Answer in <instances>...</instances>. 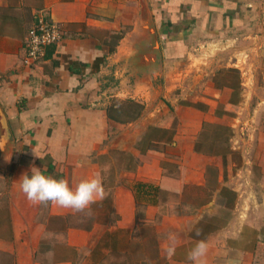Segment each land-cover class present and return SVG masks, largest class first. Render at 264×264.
<instances>
[{
	"label": "crops",
	"instance_id": "0c3cea01",
	"mask_svg": "<svg viewBox=\"0 0 264 264\" xmlns=\"http://www.w3.org/2000/svg\"><path fill=\"white\" fill-rule=\"evenodd\" d=\"M40 15L62 40L27 65ZM211 40L245 43L235 65L252 72L264 0H0V264H192L199 241L202 264H264V132L245 121L254 143L243 145L255 150L240 165L239 86L217 87L211 70L192 90L178 78L195 44ZM126 102L142 112L122 121L113 110ZM208 124L231 131L225 154L201 150ZM118 150L136 165L116 163ZM32 167L72 188L97 178L105 198L90 215L33 204L20 189ZM209 187L205 205L179 208Z\"/></svg>",
	"mask_w": 264,
	"mask_h": 264
},
{
	"label": "rangeland",
	"instance_id": "374dc122",
	"mask_svg": "<svg viewBox=\"0 0 264 264\" xmlns=\"http://www.w3.org/2000/svg\"><path fill=\"white\" fill-rule=\"evenodd\" d=\"M247 45L245 43L239 44L234 41H216L211 40L207 42H201L200 44H195L193 49L192 58H188L185 63L178 64V78L181 76H187L186 82L190 90L193 86H198L199 76L197 78L195 75L205 71L211 70L214 72V83L217 87L222 86H239L240 94L235 97V100L241 101L242 109L238 113H232V116L240 117V120L236 122V145L240 148V152L236 157V161L241 165L251 166V159L254 153V144L243 145L248 143L247 141L252 140L254 143V137L251 136V130L247 129L248 125H245V121L254 118V124L257 125L261 132H264V56H256L252 59V72H247V70L239 69L236 67L237 61H239L238 54L244 51ZM264 48V47H263ZM242 49V50H241ZM235 70L236 72H232ZM184 71L183 75L182 72ZM181 73V75H180ZM185 78V77H184ZM188 89V90H189ZM118 109L113 110V115L115 118L128 121L132 119L136 114L142 112L141 107L138 104L129 103H118ZM224 110V105L219 104L216 111L222 114ZM258 131V129H255ZM157 133V132H156ZM155 137L160 138L161 134H155ZM227 134L215 125H205L202 131L200 144L201 150L205 152H222L227 146L224 141ZM116 163L125 162L128 166H134L137 160L131 153H122L121 151H116L115 154ZM248 162V164H247ZM239 165V166H240ZM216 170L211 167L207 177L210 181L216 179ZM230 176L239 173L234 170ZM252 176L250 170L246 171L245 175ZM245 175H238V178L242 179ZM212 187V186H211ZM211 187L205 192H200L197 189L191 191L193 197L189 201L183 202L179 208L185 210L189 207V210H194L199 208L203 203L205 205L208 200V193ZM202 205V206H203ZM216 209L220 210L219 205H216ZM142 210V207L140 208ZM144 234L151 239H154V233L151 228L144 229ZM153 250V246H152Z\"/></svg>",
	"mask_w": 264,
	"mask_h": 264
},
{
	"label": "clouds",
	"instance_id": "9594fccd",
	"mask_svg": "<svg viewBox=\"0 0 264 264\" xmlns=\"http://www.w3.org/2000/svg\"><path fill=\"white\" fill-rule=\"evenodd\" d=\"M20 189L26 199L33 204H56L74 213L91 214V205L105 198V190L97 178L80 181L74 188L64 179L44 175L39 168L32 167L20 178ZM207 243L199 241L187 254L192 264H202V257L207 253ZM169 254H174L170 249Z\"/></svg>",
	"mask_w": 264,
	"mask_h": 264
},
{
	"label": "built area",
	"instance_id": "2783aa9c",
	"mask_svg": "<svg viewBox=\"0 0 264 264\" xmlns=\"http://www.w3.org/2000/svg\"><path fill=\"white\" fill-rule=\"evenodd\" d=\"M62 40L60 26L40 15L37 24L26 37L27 56L25 64L31 65L46 56L47 48L57 45Z\"/></svg>",
	"mask_w": 264,
	"mask_h": 264
},
{
	"label": "trees",
	"instance_id": "16d2710c",
	"mask_svg": "<svg viewBox=\"0 0 264 264\" xmlns=\"http://www.w3.org/2000/svg\"><path fill=\"white\" fill-rule=\"evenodd\" d=\"M232 72H236L235 70H231ZM234 90H237V87H234V86H231ZM217 128H220V129H222L226 134H227V136L225 137V141H227L228 139H229V137H230V130L227 128V127H225V126H222V125H215ZM216 153V155H222L220 152H215ZM223 154H225V151L224 152H222ZM146 188V185H144V184H139L138 185V191H143L144 189Z\"/></svg>",
	"mask_w": 264,
	"mask_h": 264
}]
</instances>
